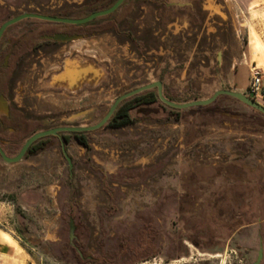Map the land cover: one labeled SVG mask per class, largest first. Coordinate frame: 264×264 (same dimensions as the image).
<instances>
[{"label": "rangeland", "instance_id": "obj_1", "mask_svg": "<svg viewBox=\"0 0 264 264\" xmlns=\"http://www.w3.org/2000/svg\"><path fill=\"white\" fill-rule=\"evenodd\" d=\"M45 1L52 11L83 2ZM133 5L111 31L13 67L1 87L17 114V134L0 141L6 157L36 133L97 125L116 99L153 83L178 105L218 91L252 100L255 75L264 89V0ZM28 7L0 0V17ZM127 31L143 44H126ZM146 93L156 90L135 97ZM255 103L264 108V96ZM131 118L84 134L88 152L61 134L71 172L61 138L42 139V152L14 165L0 158V264H254L259 250L264 264V117L220 97L184 111L157 100Z\"/></svg>", "mask_w": 264, "mask_h": 264}, {"label": "flooded vegetation", "instance_id": "obj_2", "mask_svg": "<svg viewBox=\"0 0 264 264\" xmlns=\"http://www.w3.org/2000/svg\"><path fill=\"white\" fill-rule=\"evenodd\" d=\"M29 2V9L31 11L19 12L18 9H11L15 14H7L0 17V27L6 22L16 19L23 15H32L45 18L63 19V20H82L90 15L104 11L112 7L117 0H83L79 5H72L69 7L58 6L48 8V3H38L44 0H25ZM134 0H125L122 5L112 14L94 19L83 25H69L64 23L50 22L39 18L23 19L4 31L0 38V97H3L7 102L8 99L1 93L3 81L10 75L13 67L20 63L24 56L31 54L33 51L46 50L49 47H56L59 45H67L71 42H59L57 38H67L78 40H86L96 37L102 31H109L108 25L112 22V17L123 7H129V10L124 13L126 22L130 20L129 14L133 12ZM50 11H44L43 9ZM111 31V30H110ZM124 41L126 44L139 45L143 44V37H135L133 32L127 31L124 34ZM74 42V41H73ZM7 116H0V129L7 130V135H13L14 130L6 128L8 121L14 120L12 117L13 111L8 105ZM15 113V112H14ZM14 123V122H13ZM0 141L7 142L8 139L0 134Z\"/></svg>", "mask_w": 264, "mask_h": 264}, {"label": "water", "instance_id": "obj_3", "mask_svg": "<svg viewBox=\"0 0 264 264\" xmlns=\"http://www.w3.org/2000/svg\"><path fill=\"white\" fill-rule=\"evenodd\" d=\"M124 1L125 0H117L112 5V7H110L109 9L94 13V14L90 15L89 17L84 18L82 20H63V19L38 17V16H32V15H23V16H20L16 19L10 20V21L6 22L5 24H3L0 27V38H1L2 34L4 33V31L6 30V28H8L9 26H11V25L23 20V19L39 18L42 20L50 21V22L64 23V24H69V25H83V24H86V23H88L94 19L105 17V16L112 14L122 5V3ZM55 40L59 41V42H63V43L75 41V39H67V38H57ZM151 90H156L157 98L163 105H165L166 107H168L170 109H174L177 111H184V110H188V109H192V108H198V107H207V106L213 104L218 98L226 97V98L233 99V100L241 103L242 105L250 108L251 110L259 113L260 115H262L264 117V108L263 107L256 104L255 101L248 99L247 97H245L241 94L234 93L231 91H218V92L214 93L210 99L205 100V101H195V102H191V103H187V104H181V105L174 104L172 102L167 101L163 97L162 85H161V83L157 82V83H153L150 85L140 87V88H138L134 91H131L129 93H126L125 95H122L121 97L116 99L114 101V103L112 104V106L110 107V109L108 110L107 114L104 116V118L95 126H92V127H72V128H68V127L66 128L65 127V128H57V129H52L49 131L36 133L25 141V143L21 147L19 153L14 158L6 157V155L4 154V152L2 151V149L0 147V158L2 159V161L4 163L9 164V165H14V164H17L20 161H22L24 159L28 149L34 143H36L39 140H42V139H45L48 137L60 138L61 134H87V133H92V132L98 131L99 129L104 127L106 124H108L109 120L111 119V117L113 116L116 109L119 107V105L121 103H123L124 101H127V100L141 94V93L148 92ZM7 111H8V102L3 97H0V116H7V113H8ZM61 154H62L64 160L66 161L67 165H68L69 172H71V170H72L71 160L66 154L65 146L63 143H61ZM71 232H72V226H71ZM261 259H262V250H259V252L257 254L256 262L254 264H259Z\"/></svg>", "mask_w": 264, "mask_h": 264}, {"label": "trees", "instance_id": "obj_4", "mask_svg": "<svg viewBox=\"0 0 264 264\" xmlns=\"http://www.w3.org/2000/svg\"><path fill=\"white\" fill-rule=\"evenodd\" d=\"M157 100H158L157 93L156 94L146 93L142 97H140V96L134 97L130 101H124L116 109L115 113L113 114V116L109 120L108 124L114 129H120V128H124L126 126H129V125H132L133 119L131 118V112L137 108H140V107L152 106L157 102ZM168 101L173 102V100H171V99H168ZM12 117H14L15 119L11 120V122L8 121L6 128L13 129L14 134L13 135H7V133H6L7 130H3V129L1 130L0 129V134L4 135L7 139H9L10 137L17 134L16 129L14 127H11V125H10L13 122L15 123L17 121V114L13 113ZM73 137L80 146L85 148L87 152L89 151V148H88L87 142L85 140L84 134H73ZM60 138L62 139V143L64 144V146H66L67 145V139H65L62 136H60ZM44 148L45 147L42 144V140H39L36 143H34L28 149L24 158H27L30 156H36L40 152H42L44 150ZM68 190L70 192V198H72L75 191H74V187L71 185L70 182L68 183ZM77 263L78 264L82 263V260L80 257L77 258Z\"/></svg>", "mask_w": 264, "mask_h": 264}, {"label": "built area", "instance_id": "obj_5", "mask_svg": "<svg viewBox=\"0 0 264 264\" xmlns=\"http://www.w3.org/2000/svg\"><path fill=\"white\" fill-rule=\"evenodd\" d=\"M261 79L258 75L252 77L250 84H249V96L252 98L253 101L257 99H263L264 96V89L260 83Z\"/></svg>", "mask_w": 264, "mask_h": 264}, {"label": "bare ground", "instance_id": "obj_6", "mask_svg": "<svg viewBox=\"0 0 264 264\" xmlns=\"http://www.w3.org/2000/svg\"><path fill=\"white\" fill-rule=\"evenodd\" d=\"M69 65H71L70 63H69ZM73 68V67H72ZM74 68H75V66H74ZM69 73H70V71H68ZM71 73H74V70H73V72H71ZM71 73L70 74H67L68 75V77H71ZM76 73V72H75ZM76 75V74H75ZM78 75H80V74H78ZM73 76V75H72ZM81 77V76H80ZM80 80V79H79ZM68 81V80H67ZM69 82H72V81H69ZM74 83V82H73ZM3 240H5V241H7V242H9V237L8 236H3Z\"/></svg>", "mask_w": 264, "mask_h": 264}, {"label": "crops", "instance_id": "obj_7", "mask_svg": "<svg viewBox=\"0 0 264 264\" xmlns=\"http://www.w3.org/2000/svg\"><path fill=\"white\" fill-rule=\"evenodd\" d=\"M7 251V250H6ZM8 252V251H7Z\"/></svg>", "mask_w": 264, "mask_h": 264}]
</instances>
